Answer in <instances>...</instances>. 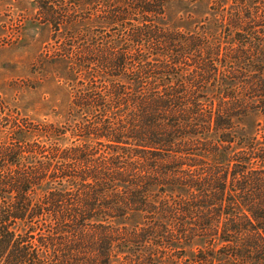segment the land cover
Listing matches in <instances>:
<instances>
[{
  "label": "trees",
  "instance_id": "16d2710c",
  "mask_svg": "<svg viewBox=\"0 0 264 264\" xmlns=\"http://www.w3.org/2000/svg\"><path fill=\"white\" fill-rule=\"evenodd\" d=\"M36 1L56 32L78 22L65 8L100 4L92 20L123 28L124 40L74 42L85 80L75 77L66 125L11 124L13 143L0 146V264H264V143L246 144L234 122L264 106V6L231 13L237 34L223 46L167 27L176 0ZM73 117L85 123L72 127ZM33 134L78 138L54 148ZM130 214L144 224H112ZM197 237L212 250L186 258Z\"/></svg>",
  "mask_w": 264,
  "mask_h": 264
},
{
  "label": "rangeland",
  "instance_id": "374dc122",
  "mask_svg": "<svg viewBox=\"0 0 264 264\" xmlns=\"http://www.w3.org/2000/svg\"><path fill=\"white\" fill-rule=\"evenodd\" d=\"M243 2L251 8L248 12L244 10L246 16L264 6V0H221L222 7L214 0L194 3L176 0L167 7L165 23L167 27L201 33L225 46L237 34L236 29L226 27L227 17L244 9ZM38 6L36 0H0V146L13 143L11 124L26 121V124L38 128L49 124L60 127L70 122L69 112L73 107L74 88L77 85L75 77L80 81L85 80L72 66L76 62L72 59V45L77 39L81 42L85 38L90 40L93 36L108 34L112 36L111 39L124 40L123 28L106 29L92 20L105 13L100 4L93 8L73 4L65 8L72 15H77L78 22L74 27L63 26L60 32H56L44 19ZM57 6L60 7V4L57 3ZM212 88L213 85H210L204 91L212 92ZM246 110L236 111L238 116L234 122L238 137L246 144L261 145L264 143V106L255 104ZM79 123L85 122L74 121L73 117L72 127ZM77 138L67 134L65 140H48L47 137L33 134L28 141L58 148L74 146ZM239 148L234 144L235 150ZM31 156L41 160L40 154ZM112 224L132 229L142 226L144 218L142 214H130L113 220ZM210 248L207 240L200 237L183 244L185 257L189 259L200 251H211ZM147 250L152 249L148 247L144 252ZM168 255L163 251L159 253L158 260L167 262L170 260ZM221 260L222 257L217 256L214 264H222Z\"/></svg>",
  "mask_w": 264,
  "mask_h": 264
}]
</instances>
